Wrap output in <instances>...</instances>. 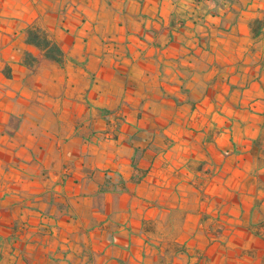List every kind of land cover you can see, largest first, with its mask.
<instances>
[{
    "label": "crops",
    "instance_id": "1",
    "mask_svg": "<svg viewBox=\"0 0 264 264\" xmlns=\"http://www.w3.org/2000/svg\"><path fill=\"white\" fill-rule=\"evenodd\" d=\"M263 258L264 0H0V264Z\"/></svg>",
    "mask_w": 264,
    "mask_h": 264
},
{
    "label": "trees",
    "instance_id": "2",
    "mask_svg": "<svg viewBox=\"0 0 264 264\" xmlns=\"http://www.w3.org/2000/svg\"><path fill=\"white\" fill-rule=\"evenodd\" d=\"M27 40L28 43L35 45L39 49L45 50L44 56L46 58L57 63H62L64 53L61 51L59 46L52 39H50L42 29L35 26L31 27L28 30ZM24 62H26V64L36 62V58L26 53L24 55ZM262 264H264V258Z\"/></svg>",
    "mask_w": 264,
    "mask_h": 264
},
{
    "label": "built area",
    "instance_id": "3",
    "mask_svg": "<svg viewBox=\"0 0 264 264\" xmlns=\"http://www.w3.org/2000/svg\"><path fill=\"white\" fill-rule=\"evenodd\" d=\"M121 122H122V118H119L118 117V121L116 122V124H115L112 132L110 133L111 139L116 140L119 137V126H120ZM66 176H67V172L64 173V176H63L64 179H63V181L65 180V177ZM42 229H45V227H43Z\"/></svg>",
    "mask_w": 264,
    "mask_h": 264
}]
</instances>
